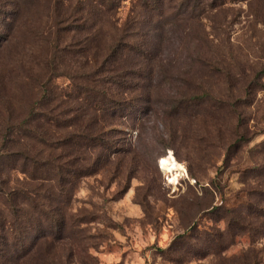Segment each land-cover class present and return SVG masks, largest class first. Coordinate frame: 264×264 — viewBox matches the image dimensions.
Wrapping results in <instances>:
<instances>
[{
    "label": "rangeland",
    "instance_id": "obj_1",
    "mask_svg": "<svg viewBox=\"0 0 264 264\" xmlns=\"http://www.w3.org/2000/svg\"><path fill=\"white\" fill-rule=\"evenodd\" d=\"M16 1V20L0 27L9 35L0 42V121L8 112L25 117L42 93L39 81L50 74L52 4L64 12L89 6L87 0ZM176 3L178 24L151 37L156 59L146 72L153 80L127 93L132 104L114 119L119 152L104 155L98 174L74 189L68 212L91 223L57 246L55 258L62 263L231 264L253 249L239 239L220 256L195 259V252L209 250L204 235L201 242H175L194 225L199 234L215 226L224 230L223 221L212 219L214 209L239 208L248 191L264 189V179L252 171L264 168V0L205 4L194 12L182 0ZM98 10H92L90 30L77 48L87 41L89 52L103 57L117 37L146 41L148 12L139 0ZM54 81L63 95L72 91L67 77ZM188 98H195L192 106ZM162 159L176 170L161 168ZM11 181L30 182L19 172ZM255 249L264 264V240Z\"/></svg>",
    "mask_w": 264,
    "mask_h": 264
},
{
    "label": "trees",
    "instance_id": "obj_2",
    "mask_svg": "<svg viewBox=\"0 0 264 264\" xmlns=\"http://www.w3.org/2000/svg\"><path fill=\"white\" fill-rule=\"evenodd\" d=\"M120 1L87 0L88 7L74 5V10L68 12L58 9L56 2L50 7L54 8L50 13L54 37L48 40L53 45L46 65L50 74L45 82L39 81L42 93L25 117L8 112L0 121V264H67L55 258L57 246L66 245L76 236L75 229L83 232L82 226L91 223L68 212L74 189L83 178L98 174L104 155L119 152L112 139L116 133L113 122L132 104L133 99L124 96L153 80L146 72L156 59L153 53L157 46L150 43L151 37L180 20L174 11L178 4L172 5L176 0H139L141 8L148 12V31L143 27L145 42L138 44L127 36L117 37L111 40L103 57L91 54L87 41L77 48L83 41L81 34L90 30L92 10L112 11ZM240 1L244 0H182L192 12L205 4L217 8ZM16 2L0 0V27L16 20ZM8 40L9 35L1 29L0 42ZM61 77L72 83V91H65V95L55 87L54 80ZM194 101L189 99L186 105L192 106ZM234 142L229 145L232 153ZM252 171H256L255 178L264 179L263 167ZM14 172L30 182L12 185ZM190 175L194 178L193 173ZM46 183L52 184L51 188H45ZM247 195L239 208L221 206L211 213L214 221L225 223L224 230L215 226L199 234L194 225L190 235H181L175 243L191 239L201 242L205 236L209 250L195 252L193 258L199 259L220 256L239 239H247L253 248L250 254L231 264H262L255 247L264 240V189L250 190Z\"/></svg>",
    "mask_w": 264,
    "mask_h": 264
},
{
    "label": "bare ground",
    "instance_id": "obj_3",
    "mask_svg": "<svg viewBox=\"0 0 264 264\" xmlns=\"http://www.w3.org/2000/svg\"><path fill=\"white\" fill-rule=\"evenodd\" d=\"M161 162H160L161 168L163 166V168L165 170H167V171H174V170H176V166L177 165L174 162H172L170 159H167V160L166 159H162Z\"/></svg>",
    "mask_w": 264,
    "mask_h": 264
}]
</instances>
